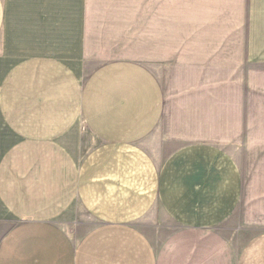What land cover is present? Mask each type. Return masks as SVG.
<instances>
[{
  "label": "crops",
  "instance_id": "0c3cea01",
  "mask_svg": "<svg viewBox=\"0 0 264 264\" xmlns=\"http://www.w3.org/2000/svg\"><path fill=\"white\" fill-rule=\"evenodd\" d=\"M151 1L0 0V264H264V0Z\"/></svg>",
  "mask_w": 264,
  "mask_h": 264
},
{
  "label": "rangeland",
  "instance_id": "374dc122",
  "mask_svg": "<svg viewBox=\"0 0 264 264\" xmlns=\"http://www.w3.org/2000/svg\"><path fill=\"white\" fill-rule=\"evenodd\" d=\"M98 6H106L108 7L110 5V3L118 1V0H95ZM125 3L126 6L135 9L137 4H136V0H121ZM140 6V4H139ZM145 8L146 11L147 9H151L152 6V1L151 0H145Z\"/></svg>",
  "mask_w": 264,
  "mask_h": 264
}]
</instances>
